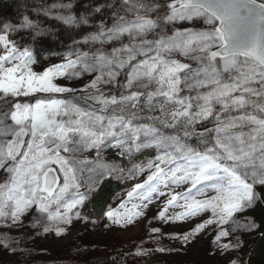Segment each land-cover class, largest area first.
<instances>
[{
    "label": "snow or ice",
    "instance_id": "1",
    "mask_svg": "<svg viewBox=\"0 0 264 264\" xmlns=\"http://www.w3.org/2000/svg\"><path fill=\"white\" fill-rule=\"evenodd\" d=\"M72 8L69 0L33 12L73 25L70 11L52 16ZM105 9L94 34L47 66L32 47L47 34L39 21L24 14L0 24V227L63 238L106 173L147 172L104 212L106 224L145 219L159 245L166 224L210 213L171 238L187 244L213 226L216 254L243 264L237 221L264 201V0H113L93 13ZM176 22L192 26L169 27ZM21 32L25 43L13 38ZM109 148L121 158L156 154L116 168L102 162ZM18 244L5 238L0 247L15 254ZM157 251L168 249L141 244L128 255Z\"/></svg>",
    "mask_w": 264,
    "mask_h": 264
},
{
    "label": "rangeland",
    "instance_id": "2",
    "mask_svg": "<svg viewBox=\"0 0 264 264\" xmlns=\"http://www.w3.org/2000/svg\"><path fill=\"white\" fill-rule=\"evenodd\" d=\"M10 1H19L16 3L19 6L15 8L14 16L0 18V24L5 22L17 24L20 22L22 15L27 14L32 20L39 21L40 26L47 32L46 35L41 36L32 45L34 53L39 56L41 66L59 62L61 57L66 55L67 51L73 47L74 40L82 41L86 36L94 34V26L101 19L107 20L109 16L108 11L106 17H101L99 13L91 15L95 8L93 6L85 8L89 11L83 9L76 11L75 6L80 3V0H72L73 8L71 10L52 9V16L58 12L68 14V11L75 16L73 25H64L62 22L49 16H44L42 12L37 15L33 12V9H44L55 3H68L69 0ZM85 22L89 24L86 25ZM191 26L184 22H176L169 27L175 30ZM194 26L198 29L206 27L202 21L196 22ZM28 35L27 32H21L14 35L13 38L20 43H25ZM46 41L49 44H45ZM36 70L39 71L40 67H37ZM89 78L90 76H85L83 80L74 81V84L78 86ZM60 82L64 83V81ZM21 100L23 102H31V98H21ZM110 154L118 156L116 150L109 148L104 152V160L102 162L108 163L110 167L128 169L132 167L133 163H141L153 157L156 152L153 149H147L142 150L140 153H135L131 157L121 158L118 156L122 160L113 159L110 157ZM93 155L94 153H88L89 158ZM4 175V171L0 170V181L3 180ZM146 175L147 172L136 178H128L127 171L123 175L120 173H113L111 175L106 173L100 178L98 185L92 189L85 205L80 207L83 219L76 220L73 218V223L69 225L70 231H67L63 238L57 237L54 234L47 236L36 235L31 232L26 234L25 229L9 231L8 228L0 227V242H3L5 238L9 243L12 240L19 242L15 254L0 247V264H86L101 257H111L122 264H228L229 256L216 254V247L212 243L215 235L211 230L213 226H209L206 234H198L194 240L187 244L183 240L171 238L172 236H181L188 233L196 224L211 218L210 213L192 217L186 221H176L166 224L163 227L166 235L159 242V245L149 242V232L146 231L147 222L145 219H140L139 222L134 221L133 225L127 227L122 225L113 226L111 222H107L106 224L104 212L110 207H117L121 201L125 200L127 191L131 190L135 183L143 182ZM103 180H111L115 184L120 185V188L112 194L99 215H91L87 208L89 198ZM257 188L262 187L258 186ZM262 189L264 191V188ZM176 191H183V189H176ZM164 201H166V197H161L157 201V203H160L161 208ZM128 207H131V203L128 204ZM150 207L151 210L147 211L148 218L156 216L159 210L155 205ZM176 211H180V209H170L169 214ZM237 223L243 226L238 231L240 243V236L254 231L256 224L248 216L247 212L244 214V218L239 219ZM253 224L255 227H253ZM153 226H159V222L154 221ZM141 244L145 249L159 246L168 249V251H157L152 255L142 257L128 255L130 252H136ZM236 254L241 260L239 249ZM231 258L234 259L235 256Z\"/></svg>",
    "mask_w": 264,
    "mask_h": 264
},
{
    "label": "trees",
    "instance_id": "3",
    "mask_svg": "<svg viewBox=\"0 0 264 264\" xmlns=\"http://www.w3.org/2000/svg\"><path fill=\"white\" fill-rule=\"evenodd\" d=\"M19 1L12 2L10 0H0V18H8L14 16V10L19 5ZM112 0H80L76 4L75 10H86L87 6L97 7L100 4H111ZM88 3H90L88 5ZM107 9L104 10L106 17ZM97 15L92 13L91 15ZM45 44H49L46 41ZM110 157L116 160L119 157L116 154H110ZM120 185L115 184L111 180H103L100 182L98 188L93 192L89 198L87 208L91 215H99L106 202L111 198L112 194L119 190ZM257 192L264 193L262 188H257ZM248 216L255 222L256 228L254 231L245 233L240 236L239 253L243 264H264V201L258 202L247 211ZM86 264H122L111 257H101L98 260L89 261Z\"/></svg>",
    "mask_w": 264,
    "mask_h": 264
}]
</instances>
